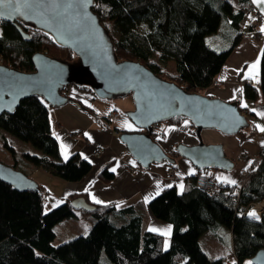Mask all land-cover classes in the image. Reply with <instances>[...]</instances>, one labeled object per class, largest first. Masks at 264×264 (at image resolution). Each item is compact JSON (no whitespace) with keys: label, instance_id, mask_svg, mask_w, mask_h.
Here are the masks:
<instances>
[{"label":"trees","instance_id":"trees-1","mask_svg":"<svg viewBox=\"0 0 264 264\" xmlns=\"http://www.w3.org/2000/svg\"><path fill=\"white\" fill-rule=\"evenodd\" d=\"M238 1L243 6L237 11L230 0H95L92 9L112 36L120 59L139 60L156 74L196 92L212 85L240 40V26L247 13L255 18L250 24L253 35L260 38L263 34L260 26L253 25L256 12L261 11L250 0ZM224 17L232 20L237 34L230 47L219 50L210 45L207 36L218 31ZM21 26L31 40L23 39L10 24L0 37V57L5 64L31 71L36 51L66 61L76 59L74 51L58 46L48 33L25 23ZM262 51L264 42L260 85L247 82L243 87L253 100L260 90L264 98ZM79 87L92 92L87 85ZM49 106L41 96H28L13 112L0 114V129L41 151H23L20 156L28 162L66 181H79L91 171L92 163L79 153L62 157L51 128ZM86 109L101 118L92 108ZM185 119L174 116L168 122ZM158 135L163 133L156 131ZM4 145L15 154L5 137ZM100 176L110 180L114 173L104 167ZM39 185L38 189L20 191L0 179V264H100L103 256L111 264H228L226 256L212 259L201 244L206 231L221 236L223 227L230 232L235 264H246L264 248V213L257 220L241 211L242 206L264 199V152L258 168H248L242 184L215 183L214 191L209 192L197 186L194 176L182 191L175 186L163 188L148 206L157 219L172 225L168 236L146 229L135 207L119 208L114 201L98 203L95 210L86 211L73 207L77 194H71L44 210L50 191ZM77 217L90 220L85 233H71L67 224ZM59 224L64 225L61 237Z\"/></svg>","mask_w":264,"mask_h":264},{"label":"water","instance_id":"water-1","mask_svg":"<svg viewBox=\"0 0 264 264\" xmlns=\"http://www.w3.org/2000/svg\"><path fill=\"white\" fill-rule=\"evenodd\" d=\"M69 3L71 7H68ZM94 5L95 0L91 3L31 0V7L20 5L24 16L16 12V0L0 5V13L6 17L1 19L13 21L23 39L31 40V35L17 22L20 20L48 33L58 46L69 48L76 55L75 60L66 61L36 51L32 54L34 69L31 71L0 63V114L13 112L22 99L31 95L41 96L51 106L73 102L83 107L81 101L65 92L71 85H87L100 99L130 94L135 106L127 111V115L139 130L123 131L120 138L139 164L147 167L153 162L175 161L157 140L156 125L174 116H184L192 123L199 143H179L176 151L190 158L199 168H233L223 146L204 143L201 132L205 128H215L226 134H235L249 126L238 101L229 102L198 91L189 92L177 82L156 74L139 60L120 59L112 36L92 9ZM0 179L20 191L40 186L28 174L2 161ZM72 205L75 209L88 211L96 208L84 197L73 199ZM250 261L264 264V248L259 249Z\"/></svg>","mask_w":264,"mask_h":264},{"label":"crops","instance_id":"crops-1","mask_svg":"<svg viewBox=\"0 0 264 264\" xmlns=\"http://www.w3.org/2000/svg\"><path fill=\"white\" fill-rule=\"evenodd\" d=\"M230 1L235 11L243 6L238 0ZM250 3L260 10V7L252 0ZM249 17L254 18L253 13H247L243 20L239 30L241 32L240 40L234 45L227 61L214 79L218 82L214 83L213 81L207 89L198 91L229 102L238 101L241 111L249 120V126L235 134H226L215 128H205L201 132V139L204 143L223 146L226 156L234 164L233 168L230 170L213 167L199 168L190 158L182 156L176 151V146L179 143L187 145L199 143L193 125L187 118L181 123H171L168 120L156 125V131L163 133L162 137L160 135L156 137L157 140L175 161L172 163L169 160H164L153 162L147 167L142 166L129 153L126 144L120 138L121 132L139 130V128L130 125V122L123 119L116 120L112 125L106 116L104 121H101V118L98 119L90 110L86 109L88 106L99 114L97 111L99 105H96L98 97L93 92L74 87V85L67 92L69 94L71 90L73 96H70L81 101L83 107H79L73 102H67L61 106H49L51 128L59 141L62 157L79 153L81 157H87V160L92 163V169L76 182L66 181L54 175L50 178L47 177V183H41L50 191L45 205L51 208L62 203L71 194H77L73 199L84 197L86 201L96 205L98 203L93 199L95 196L96 200L103 203L114 201L119 208L133 206L142 215L146 229H156L154 231L162 233L170 229L171 233L172 225L157 219L149 209V201L157 195V192H161L169 185L182 191L188 180L194 176L196 178L210 176L215 180V183L235 181L236 185L242 184L249 168V160L245 159L243 154L247 152L257 155L261 160V155L264 152V131L260 130V127H264V116L259 115V113H264L262 92L260 90L258 98L254 100L248 98L243 92V87L247 82L260 85V57L264 42V32L260 38L253 35L250 28L253 19L250 20ZM262 25H264V19L259 22L260 28ZM236 34L237 30L232 20L229 17H224L218 31L208 35L207 40L212 47L222 50L231 46ZM257 60H259L258 67L250 68V65ZM245 104L247 107L244 106ZM252 109L256 111L254 112ZM243 131L244 133H242ZM97 147L101 148L98 153H96ZM104 167H108L111 171L113 168L115 169L112 171L114 173L112 179L101 178L100 171ZM40 171H35L32 176L38 179ZM180 185H183V189ZM145 197H149L147 202H145ZM84 221L82 224L81 218L77 217L69 222L67 225L70 227L71 233H85L90 225V220ZM74 225L79 228L75 229ZM212 238L213 236H206V242L209 243L210 240L213 245ZM216 246H218V242Z\"/></svg>","mask_w":264,"mask_h":264},{"label":"rangeland","instance_id":"rangeland-1","mask_svg":"<svg viewBox=\"0 0 264 264\" xmlns=\"http://www.w3.org/2000/svg\"><path fill=\"white\" fill-rule=\"evenodd\" d=\"M0 32H2L1 28H0ZM0 63H2V61ZM71 86H74V85H71ZM74 87H76V86H74ZM69 95L73 96V93H71V90H70ZM96 105H99L98 106L99 108L97 109V111L99 112V114L101 116V121H104L105 116L107 117V113L109 110L114 109L119 113V115L117 117H113L110 119L111 125L116 120L123 119V120L130 122V125L136 127L134 122L127 115V111L133 109L135 106L133 98L130 94L117 96V97H114L111 99L97 98V104ZM3 135L9 141V143L15 148V150H16L15 154L13 152H11L7 147H5ZM23 151H30V152L35 151L34 153H36V152L41 153V151L38 148H36L35 146H33L31 143L22 141L19 138H17L16 136L0 129V161L4 162L6 164H9V165H13V166L16 165L15 167L17 169L23 171L24 173L27 172L28 175L31 176L32 178H34L32 176V174L35 171L41 170L40 174H38L39 180L37 178H34V179L39 184L47 183L48 179H46V178L47 177L50 178V176H53V175L51 173H49L47 170H45L44 168L37 167V166L33 165L32 163L28 162L27 160H25L23 157H21L20 155H22ZM260 203L261 202H258V204H260ZM263 209H264V207H263ZM44 210H48L47 205H45ZM81 221H82V224L85 222L83 217H82ZM62 224L61 225L59 224L58 228H57L59 237L62 236V229L64 227V225H62ZM77 225H74L73 227H76L75 229H77L78 228ZM219 233L221 234V236H218L213 231H206L201 237V244L206 249L205 251L209 254V256L212 259L218 258L221 256H226L225 259L227 260V263L231 264V262L235 259V257H234L233 252H232L230 232L226 227H223V228L219 229ZM206 236H209V237L213 236V238H212L213 245L210 243V240H209V243L206 242L207 241ZM56 242H59L58 239L56 240ZM217 242H218V246H216ZM100 264H111V263H109L108 260H106L105 257L103 256Z\"/></svg>","mask_w":264,"mask_h":264},{"label":"built area","instance_id":"built-area-1","mask_svg":"<svg viewBox=\"0 0 264 264\" xmlns=\"http://www.w3.org/2000/svg\"><path fill=\"white\" fill-rule=\"evenodd\" d=\"M256 18H257V20L253 23V25L254 26H259L260 20L263 19V14L261 12L257 11L256 12ZM0 60L3 63L2 57H0ZM217 82H218L217 80H214V83H217ZM118 115H119V113L117 111H115V110L109 111L107 113V117H109L110 119L113 118V117H117ZM100 151H101V148L97 147L96 148V153H98ZM243 157L245 159L249 160V168L250 169H256L260 165V157L257 156V155H251V154L246 152V153L243 154ZM196 183H197V186L201 190L209 191V192H213L214 191L215 180L212 177H210V176H198L196 178ZM258 202H261V203L258 204ZM263 207H264V199L262 201L261 200L260 201H255V202H253V203H251V204H249L247 206H242L241 207V211H242L243 214L248 215L249 212L255 210V212L259 215V219H257V220H260L262 215H263V213H264Z\"/></svg>","mask_w":264,"mask_h":264},{"label":"snow or ice","instance_id":"snow-or-ice-1","mask_svg":"<svg viewBox=\"0 0 264 264\" xmlns=\"http://www.w3.org/2000/svg\"><path fill=\"white\" fill-rule=\"evenodd\" d=\"M53 3H56V0H52ZM83 3H91V0H82ZM252 2L254 4H256L258 7H260V11L262 13H264V0H252ZM5 3H11V0H0V5H4ZM21 3H23V5L25 7H31V0H16V4H17V7H16V12H18L20 15L24 16L25 13L21 11V8H20V5ZM58 6V4H57ZM71 3L68 4V7H71ZM0 18H6L3 16L2 13H0ZM250 20L252 19H255L253 17H249ZM261 32H264V25L261 26V28L259 29ZM3 33L0 32V37H2ZM262 55H264V51H262ZM259 65V60H257L256 62H254L252 65H250V68H257ZM242 71V70H240ZM248 78V77H246ZM242 91V90H241ZM245 107H247V105L245 104L244 105ZM254 112L256 111L255 109H252ZM259 115H262L264 116V113H259ZM185 123H187V121H185ZM260 130L261 131H264V127H260ZM55 135V133H54ZM87 135V134H86ZM67 158V157H65ZM85 159H87V157H85ZM251 163V162H250ZM112 171H115V169L113 168ZM179 175V173H178ZM231 183L235 184L236 182L235 181H230ZM170 186V185H169ZM181 189H183V185H180ZM156 194H159L158 192ZM93 199L95 200V202L97 203H103L102 201H99V200H96L95 196H93ZM149 199V197H145V202H147V200ZM248 216L251 217V218H254V219H259V215L255 212V210L251 211L248 213ZM150 230H156V229H150ZM165 235H168L170 234V229H167L165 230L164 232ZM233 264H235V261H233ZM246 264H253L252 261H247Z\"/></svg>","mask_w":264,"mask_h":264},{"label":"flooded vegetation","instance_id":"flooded-vegetation-1","mask_svg":"<svg viewBox=\"0 0 264 264\" xmlns=\"http://www.w3.org/2000/svg\"><path fill=\"white\" fill-rule=\"evenodd\" d=\"M1 9V8H0ZM5 15H7V14H5ZM8 16V15H7ZM8 17H10V16H8ZM15 21H17L16 19H15ZM17 22H19V24H24L25 22H23L22 20H20V21H17ZM7 24H10V25H14V22L13 21H9V20H3V19H1L0 18V28H1V30H2V33H3V30H4V28H5V26L7 25ZM25 25H27V27L29 28H31L32 26L31 25H29V24H27V23H25ZM15 26V25H14ZM33 28V27H32ZM65 92H67V89L65 90Z\"/></svg>","mask_w":264,"mask_h":264}]
</instances>
